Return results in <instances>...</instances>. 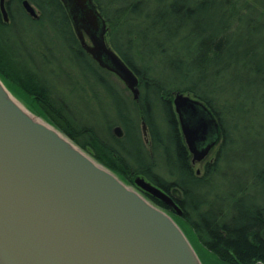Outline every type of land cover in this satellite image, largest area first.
<instances>
[{"label": "trees", "instance_id": "16d2710c", "mask_svg": "<svg viewBox=\"0 0 264 264\" xmlns=\"http://www.w3.org/2000/svg\"><path fill=\"white\" fill-rule=\"evenodd\" d=\"M22 1L15 0V8L13 1L7 6L9 23L0 11L4 84L26 96L38 116L124 181L145 176L168 194L180 191L179 225L217 263L264 264V0H94L107 20L109 44L139 78L140 99L131 102L135 110L112 87L111 74L82 48L62 0H28L40 13L38 20L24 11ZM19 17L47 23L97 85L118 94V119L105 120L102 128L82 122L47 84L37 64L31 70L17 62L11 49L14 40L22 38L17 33ZM44 52L46 63L51 51ZM175 93L204 102L220 125L216 159L202 177L191 169L177 115L167 100ZM94 97L99 96L94 92ZM107 105L103 110L110 112ZM156 108L164 114L163 130ZM143 122L149 149L140 131ZM116 124L125 131L123 138L114 135ZM239 140L248 143L244 148L249 151L237 161L232 148ZM159 150L175 176L172 180L157 172ZM225 166L231 173L223 175Z\"/></svg>", "mask_w": 264, "mask_h": 264}, {"label": "water", "instance_id": "95a60500", "mask_svg": "<svg viewBox=\"0 0 264 264\" xmlns=\"http://www.w3.org/2000/svg\"><path fill=\"white\" fill-rule=\"evenodd\" d=\"M62 2L82 48L138 100L139 78L108 43L95 1ZM7 3L0 0L5 22ZM23 7L39 17L28 0ZM11 95L0 78V264H202L181 227L149 197L182 216L178 200L142 177L139 191L128 186ZM172 102L189 152L203 161L221 135L217 118L189 94ZM114 132L123 136L121 127Z\"/></svg>", "mask_w": 264, "mask_h": 264}, {"label": "rangeland", "instance_id": "374dc122", "mask_svg": "<svg viewBox=\"0 0 264 264\" xmlns=\"http://www.w3.org/2000/svg\"><path fill=\"white\" fill-rule=\"evenodd\" d=\"M14 1L15 0H8L7 6L12 2V4H14L13 7L15 8L16 4L14 3ZM22 6H23V1H22ZM35 9L39 15L37 19L33 18L25 9L24 11L32 19L38 20L40 18V13L38 12L36 7ZM18 19L19 20H18L17 33H19L22 36V38L21 37L17 39L14 38L15 40L13 42V49H11L12 53L18 57V59L16 58L17 62H21L23 66L31 70L40 68V70L45 73L44 76L46 77L47 84L54 89L56 95H58V98L64 99V101L66 100L68 103L71 104L72 110L74 111L76 117L81 119L82 122L88 123L91 125H98L99 128H102L105 125L104 124L105 120L118 119V114H116V109H114V107L116 106L115 100H114L115 94L116 95L121 94L122 99L125 100L127 104L130 105L129 108L131 110H135V106L131 105L132 101L135 102L133 93L123 83V81L120 80L119 77H117L112 72H109L108 70L103 69L106 72L111 74L108 76V78L110 79L109 82L118 94L115 91L114 92L111 91L110 88L107 90L100 88L97 85L95 77L87 71L83 62L79 60V57L77 58L74 55L72 56V54L66 50L67 44L65 45V42L62 41L60 36L54 32L53 28H51L47 23H41V24L34 23L33 24L27 21L26 19H24L23 17L22 18L19 17ZM9 22H5V23H9ZM107 41L109 43L108 36H107ZM23 44L25 46H22ZM46 49L51 51V56L48 57L45 63L43 58H46V55L45 56H42V55L45 53L44 50L46 51ZM33 63H35V65L37 64L36 68L34 67ZM8 90L20 102V104H22L34 116L39 117L44 122L46 121L47 123H50L44 118L38 116L31 109L30 105L28 104V101L30 102V100L26 96H24L21 92H19L17 89H14L15 92L17 93L15 94L10 90V88H8ZM94 92L98 94L99 96L98 99L94 97ZM174 95L172 96V98H169V99L167 98V100L170 103H172ZM105 100L109 102L108 104H110V106L106 104ZM118 101L120 102V100ZM102 105H107L108 110L110 112H106L105 110H103V108L105 107L104 106L102 107ZM156 109L158 113L157 124L163 130L165 129V126H167L164 123V117H163L164 114L162 115L161 114L162 111L159 110L158 108ZM105 113H107L108 116H106ZM160 117L162 119H160ZM116 127L122 128L120 124H116L113 126V131ZM140 131H141L142 138L146 144V148L149 149V147L147 146L148 144L146 142V139L144 138L142 123H140ZM115 136L117 135L115 134ZM220 142H221V139H220ZM247 144L248 143L241 144V141L239 140L237 144L234 145V147L232 148L233 157H235L237 161H239L241 159V156L245 155L249 151L248 149L244 148L245 145ZM219 147H220V144L216 148L213 149V151L204 160V162H199L194 165V172L199 170L201 172L199 174L200 177L204 176L207 165L209 163H212L216 159ZM157 160H158L157 172L160 173L162 176H164L168 180L174 179L175 176L173 175V173H170L169 171V167H168L169 163L166 159L164 151L159 150L158 155H157ZM230 171L231 169L229 167L225 166L222 168V173H224L223 175L231 173ZM196 176L198 177V175ZM131 178H132L131 179L132 181L130 182L124 181L125 180L124 178L123 179L121 178V179L128 186L139 191V188L136 186V183H135L138 177L137 178L131 177ZM217 180H221V178ZM169 194L173 196L174 198H178V199H181L182 197V193L178 190H172ZM166 212L179 225L180 222L178 218L180 216L177 215L173 211L172 212L166 211ZM188 239L191 242L192 246L194 247L202 264H219L213 257H211L206 252H204L203 247L199 244V241L194 236ZM201 254L204 255V257H202Z\"/></svg>", "mask_w": 264, "mask_h": 264}, {"label": "flooded vegetation", "instance_id": "af4514ba", "mask_svg": "<svg viewBox=\"0 0 264 264\" xmlns=\"http://www.w3.org/2000/svg\"><path fill=\"white\" fill-rule=\"evenodd\" d=\"M140 99V98H139ZM139 99L138 100H135L136 102H138L139 101ZM171 107H172V109H173V112H174V114H176V112H175V106H174V104H173V102L171 103ZM179 122V121H178ZM144 123V122H143ZM143 123H142V125H143ZM179 126H180V124H179ZM123 129V128H122ZM113 133H114V135H115V132L113 131ZM125 136V131L123 130V136L121 137V138H123ZM144 138L146 139V142L148 143L149 142V138H148V128H147V136L145 137L144 136ZM184 140V139H183ZM185 142V141H184ZM220 144V137H219V139H218V141L216 142V144L213 146V148H212V150L210 151V153L213 151V149L214 148H216L218 145ZM184 146H185V148H186V152H187V157H188V160H189V163H190V166H191V169L194 171V165L196 164V163H199L198 161H194V158H193V156L191 155V153L189 152V150H188V148H187V146H186V143L184 144ZM209 156V155H208ZM207 156V157H208ZM206 157V158H207ZM205 158V159H206ZM204 159V160H205ZM204 160L203 161H200V162H204ZM196 172V175H198V177H200L199 176V174L201 173L199 170L198 171H195ZM194 172V173H195ZM137 177H142V178H144L145 180H149L148 178H146L145 176H137ZM136 177V178H137ZM132 178L130 177V178H127V180H131ZM142 192L147 196V194H146V192L145 191H143L142 190ZM175 199H178V198H175ZM178 200H180V199H178Z\"/></svg>", "mask_w": 264, "mask_h": 264}, {"label": "bare ground", "instance_id": "6f19581e", "mask_svg": "<svg viewBox=\"0 0 264 264\" xmlns=\"http://www.w3.org/2000/svg\"><path fill=\"white\" fill-rule=\"evenodd\" d=\"M88 43H90L89 41H87ZM93 59V58H92ZM11 97L26 111V112H28V110L22 105V104H20V102L13 96V94L11 95ZM29 113V112H28ZM30 114V113H29ZM31 115V114H30ZM32 116V115H31ZM32 117H34V116H32ZM37 120H39V121H41V122H43V120L42 119H40V118H36ZM44 123V122H43Z\"/></svg>", "mask_w": 264, "mask_h": 264}]
</instances>
